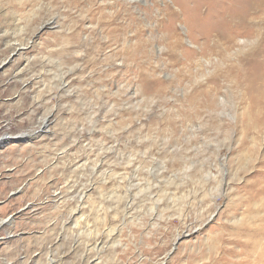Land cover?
Listing matches in <instances>:
<instances>
[{
  "label": "rangeland",
  "instance_id": "374dc122",
  "mask_svg": "<svg viewBox=\"0 0 264 264\" xmlns=\"http://www.w3.org/2000/svg\"><path fill=\"white\" fill-rule=\"evenodd\" d=\"M175 1L0 0V128L36 135L0 142V264H264L259 53Z\"/></svg>",
  "mask_w": 264,
  "mask_h": 264
},
{
  "label": "bare ground",
  "instance_id": "6f19581e",
  "mask_svg": "<svg viewBox=\"0 0 264 264\" xmlns=\"http://www.w3.org/2000/svg\"><path fill=\"white\" fill-rule=\"evenodd\" d=\"M175 6L178 7V10H168L169 21L173 25V21L183 16V22L187 25L189 35L193 37L194 41H204L203 44H200L201 53L206 51L212 54L218 51L220 54L231 56V49L239 36L247 37V42L253 41V47L251 46L248 52L253 53L255 49L259 54L247 57L246 61L254 66L250 68L248 81L253 87L252 92H256L257 95L249 101V105L259 109L261 115L259 123L264 126V0H176ZM205 6L208 9L203 11ZM210 18L212 21L209 22ZM190 21L196 23L197 30L189 25ZM260 38L262 41L257 47ZM178 41H181L179 37ZM235 52L238 55H245L243 48L233 51V53ZM193 53L186 52L185 55L197 58L198 54ZM0 131H2L0 133V142L2 143L11 136L18 139L24 136L26 138L36 136L26 133L18 136L12 133L7 126L0 128Z\"/></svg>",
  "mask_w": 264,
  "mask_h": 264
}]
</instances>
